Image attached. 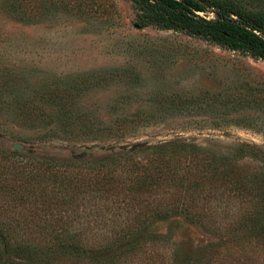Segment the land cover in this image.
I'll return each instance as SVG.
<instances>
[{
	"label": "rangeland",
	"instance_id": "374dc122",
	"mask_svg": "<svg viewBox=\"0 0 264 264\" xmlns=\"http://www.w3.org/2000/svg\"><path fill=\"white\" fill-rule=\"evenodd\" d=\"M206 2L264 17V0ZM140 13L132 0H0V219L17 223V235L41 239L49 232L44 221L59 218L60 210L72 231L91 239L113 225L106 212L102 226L82 207L72 212L76 205L66 201L51 215L34 180L20 177L14 192L13 172L24 174L37 161L81 159L90 166L87 161L182 140L222 156L237 155L244 145L251 156L243 162L260 168L264 59L181 29L142 25ZM196 13L215 18L210 6ZM170 221L173 244L161 264L198 247L209 253L222 246L215 234L177 216L159 223L161 234ZM115 226H123L120 219ZM244 260L264 264V252L250 247Z\"/></svg>",
	"mask_w": 264,
	"mask_h": 264
},
{
	"label": "trees",
	"instance_id": "16d2710c",
	"mask_svg": "<svg viewBox=\"0 0 264 264\" xmlns=\"http://www.w3.org/2000/svg\"><path fill=\"white\" fill-rule=\"evenodd\" d=\"M132 1L141 11L142 25L181 29L264 59L263 16L206 0ZM209 6L215 18L198 16L196 11L205 12ZM68 112L64 108L62 113L68 118ZM78 128L82 133L89 131ZM243 147L240 145L237 155L222 156L192 143L170 140L87 161L92 162L90 166L81 159H54L37 161L24 174L14 171L11 189H20V177L28 184L34 180L37 195L51 215L53 208L66 201L76 205L72 212L82 207L98 219L97 224L105 226L109 219L113 225L110 233L99 232L91 239L72 231L60 210L59 218L44 221L49 232L35 241L17 235V223L12 219H0V264H56L57 259L72 264H161L162 254L173 244L169 242L173 221L165 234L159 223L175 216L215 234L222 246L209 253L198 247L188 256H179L174 264H248L244 262L248 248L255 246L264 252V160L257 161L260 168L251 169L242 160L251 156L244 154ZM32 169L39 174L34 176ZM68 196L71 202L66 200ZM105 212L106 219L99 220ZM118 219L123 226L114 227Z\"/></svg>",
	"mask_w": 264,
	"mask_h": 264
},
{
	"label": "water",
	"instance_id": "95a60500",
	"mask_svg": "<svg viewBox=\"0 0 264 264\" xmlns=\"http://www.w3.org/2000/svg\"><path fill=\"white\" fill-rule=\"evenodd\" d=\"M137 27H139V25H136ZM15 149L19 150L22 148V146L20 144H14L13 146Z\"/></svg>",
	"mask_w": 264,
	"mask_h": 264
}]
</instances>
